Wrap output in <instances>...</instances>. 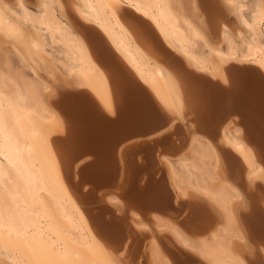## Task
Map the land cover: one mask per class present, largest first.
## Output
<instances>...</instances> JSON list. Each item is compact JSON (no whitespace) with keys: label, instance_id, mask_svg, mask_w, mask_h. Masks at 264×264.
I'll return each mask as SVG.
<instances>
[{"label":"bare ground","instance_id":"obj_1","mask_svg":"<svg viewBox=\"0 0 264 264\" xmlns=\"http://www.w3.org/2000/svg\"><path fill=\"white\" fill-rule=\"evenodd\" d=\"M0 264H264V0H0Z\"/></svg>","mask_w":264,"mask_h":264},{"label":"snow or ice","instance_id":"obj_2","mask_svg":"<svg viewBox=\"0 0 264 264\" xmlns=\"http://www.w3.org/2000/svg\"><path fill=\"white\" fill-rule=\"evenodd\" d=\"M213 3V0H198V4L207 7L209 4ZM141 22L136 17H132L129 21V26L135 28L138 24ZM79 35L81 37V40L84 44H86L89 48L92 49L93 54L96 56L98 62L101 64L102 67L107 66L108 62L111 59V52L106 48L103 38L99 35L91 32L88 29H81L79 31ZM241 73L239 72H230L229 77V87H234L236 91H241L244 88V81L241 78ZM147 118L149 120L152 119L151 114H148ZM165 118V124L159 126L158 128H154L152 132L154 133L151 137H145L144 140H151L152 142H155L157 140H165L167 139L171 134L172 131H169V125H171L172 129H178L179 124L176 122L175 118L168 114L167 112L164 113ZM79 157H77L78 159ZM226 159V158H225ZM73 163H75V160H73ZM189 200H200V198L192 197L190 196L188 198ZM131 245V242H129V247Z\"/></svg>","mask_w":264,"mask_h":264},{"label":"water","instance_id":"obj_3","mask_svg":"<svg viewBox=\"0 0 264 264\" xmlns=\"http://www.w3.org/2000/svg\"><path fill=\"white\" fill-rule=\"evenodd\" d=\"M237 71L241 73V75L244 76V78H246L247 81H250L252 78L260 75L259 70L255 67H249V68L245 67Z\"/></svg>","mask_w":264,"mask_h":264},{"label":"rangeland","instance_id":"obj_4","mask_svg":"<svg viewBox=\"0 0 264 264\" xmlns=\"http://www.w3.org/2000/svg\"><path fill=\"white\" fill-rule=\"evenodd\" d=\"M15 66H17V64H15Z\"/></svg>","mask_w":264,"mask_h":264}]
</instances>
